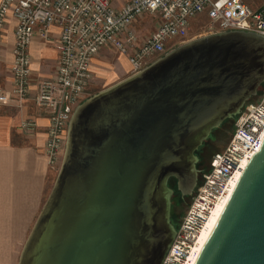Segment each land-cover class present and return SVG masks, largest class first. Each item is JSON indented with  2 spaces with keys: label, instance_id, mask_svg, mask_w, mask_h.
Wrapping results in <instances>:
<instances>
[{
  "label": "water",
  "instance_id": "1",
  "mask_svg": "<svg viewBox=\"0 0 264 264\" xmlns=\"http://www.w3.org/2000/svg\"><path fill=\"white\" fill-rule=\"evenodd\" d=\"M262 84L264 36L226 30L86 97L17 264H161L176 234L168 180L191 195L197 149ZM193 264H264V141Z\"/></svg>",
  "mask_w": 264,
  "mask_h": 264
},
{
  "label": "built area",
  "instance_id": "2",
  "mask_svg": "<svg viewBox=\"0 0 264 264\" xmlns=\"http://www.w3.org/2000/svg\"><path fill=\"white\" fill-rule=\"evenodd\" d=\"M202 14L208 20L207 33L245 30L264 36V0L257 7L244 0H125L119 7L112 0H0V56L8 18L15 19L12 89L10 94L0 93V102L14 100L21 107L31 86L29 45L36 36L52 40L57 64L49 79L39 81L33 100L49 113L44 153L49 166L58 168L71 114L88 96L91 63L100 50L110 48L124 55L131 73H135L151 57L164 53L168 43L184 41L192 21ZM146 15L157 18L156 26L139 38L133 26ZM53 26L59 27L54 39L49 32ZM36 127L32 118H23L19 124L25 136L34 135ZM263 141L264 90L257 101L245 102L225 148L212 156L161 264L192 260L199 232L216 204L233 190L245 162L258 152Z\"/></svg>",
  "mask_w": 264,
  "mask_h": 264
},
{
  "label": "crops",
  "instance_id": "3",
  "mask_svg": "<svg viewBox=\"0 0 264 264\" xmlns=\"http://www.w3.org/2000/svg\"><path fill=\"white\" fill-rule=\"evenodd\" d=\"M14 25L15 19L9 16L3 31L4 44L0 56V93L10 94L12 89L10 63ZM49 32L52 39L57 38L59 27L53 26ZM104 49L92 60L88 93L96 78L106 71L100 64L109 66ZM29 54L30 93L21 107L14 100L0 102V264H17L23 244L54 181L51 183L55 168L49 166L44 153L49 113L45 107L36 105L33 97L39 81L49 79L54 73L58 53L52 40L45 41L36 36L29 45ZM118 59L125 64L120 68L116 67L118 62L115 63L114 75H108L113 76L112 80L130 70L124 55L120 54ZM23 118L35 120L34 135L21 133L19 124Z\"/></svg>",
  "mask_w": 264,
  "mask_h": 264
},
{
  "label": "rangeland",
  "instance_id": "4",
  "mask_svg": "<svg viewBox=\"0 0 264 264\" xmlns=\"http://www.w3.org/2000/svg\"><path fill=\"white\" fill-rule=\"evenodd\" d=\"M112 1L116 7L120 6L121 2H123V0H112ZM244 1H246L253 7H257L261 5V2H262V0H244ZM156 22H157V18L155 16L153 17L150 15H146L140 20H138L134 24L133 28L136 30L139 38H143L155 29ZM206 24H208V20L206 16L203 14L199 15L196 19L192 21V25L189 29L188 36L184 39V41L175 40L172 43H168L166 46L165 52L175 48L181 43H184L191 39L209 34L207 33V29L205 27ZM104 50H106L105 56L107 57L109 66L108 65L105 66L104 64H100V66L108 72L107 73H105L106 71L102 72V74H100V77L96 78V80L93 82L91 86V89L89 90L88 96L113 84V81L115 80V78L112 80L113 76H108V75H112L113 73H115V69L113 68V66L115 65L116 62H118L116 63V67H120V68L124 67L125 63H121L120 60L118 59L120 54H118L115 50L110 49V48H106ZM164 53L151 57L147 65L151 63L152 61H154L155 59H157L158 57H160L161 55H163ZM129 71L125 72V74H123L122 76L117 75L116 80H118V78L120 77H123V76L126 77L132 74L131 71L130 72ZM263 90H264V86L260 85L257 89V93L251 96L246 102L257 101L259 97L261 96ZM235 119H236L235 116H233L229 120L222 122L218 127L212 129L209 136L203 141L202 145L198 148V151L196 154L198 157L196 168L197 170H199L197 171V182L200 180L202 174L209 169V162L212 156L215 153L220 152L225 148L233 132ZM57 170L58 168H55L52 178H51V183L56 176ZM179 196L181 197V193L177 194L173 192L172 197H171V206H172L171 208H172V212L174 215L172 221L177 225L179 221L181 220L183 214L185 213L190 203V198H191V195H182L181 201H179Z\"/></svg>",
  "mask_w": 264,
  "mask_h": 264
},
{
  "label": "bare ground",
  "instance_id": "5",
  "mask_svg": "<svg viewBox=\"0 0 264 264\" xmlns=\"http://www.w3.org/2000/svg\"><path fill=\"white\" fill-rule=\"evenodd\" d=\"M244 165H246V162H245ZM238 178H239V177H238ZM238 178H237V179H238ZM237 179H236V180H237ZM228 195H229V194H228ZM227 197H228V196H227ZM227 197H226V198H227ZM226 198H224L221 202H219V203L216 204L213 213L210 215V217L208 218L206 224L203 226V228H202L201 231L199 232L198 237H197V242H196V244H195V248H194V250H195V255H194V257L192 258V260H191V261H188L186 264H193V262H194V260H195V258H196V256H197V254H198V249H199V247H200V245H201V243H202V241H203V239H204L206 233L208 232V230H209V228H210V226H211L213 220L215 219L217 213L219 212L220 208L222 207L223 203L225 202Z\"/></svg>",
  "mask_w": 264,
  "mask_h": 264
},
{
  "label": "trees",
  "instance_id": "6",
  "mask_svg": "<svg viewBox=\"0 0 264 264\" xmlns=\"http://www.w3.org/2000/svg\"><path fill=\"white\" fill-rule=\"evenodd\" d=\"M264 86V84H262ZM237 117V115H235V118ZM230 118H227L225 119L223 122L229 120ZM198 151V149H197ZM197 151H196V154H197ZM168 185L173 189V192L175 193H180V191L177 189V185H176V179L174 177H171L169 180H168ZM179 201H181V197L179 196ZM172 207V206H171ZM173 212H172V208H171V222L174 224V226L176 227L177 224H175L172 220H173Z\"/></svg>",
  "mask_w": 264,
  "mask_h": 264
}]
</instances>
